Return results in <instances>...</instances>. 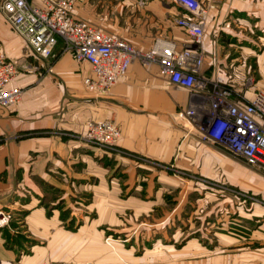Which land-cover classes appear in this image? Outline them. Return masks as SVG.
Returning <instances> with one entry per match:
<instances>
[{
  "label": "crops",
  "instance_id": "crops-1",
  "mask_svg": "<svg viewBox=\"0 0 264 264\" xmlns=\"http://www.w3.org/2000/svg\"><path fill=\"white\" fill-rule=\"evenodd\" d=\"M201 1L210 7L201 73L224 84L242 67L232 47L249 48L253 29L264 30V0ZM73 11L141 49L156 36L191 42L172 0H75ZM0 48L17 62L12 83L22 90L0 105V207L12 214L0 226V264H264V175L199 137L180 114L199 98L157 61L134 59L108 96L95 97L84 84L91 64L61 39L53 57H40L0 13ZM102 118L117 122L122 152L71 135ZM203 205L210 235L178 246L182 217Z\"/></svg>",
  "mask_w": 264,
  "mask_h": 264
},
{
  "label": "built area",
  "instance_id": "built-area-1",
  "mask_svg": "<svg viewBox=\"0 0 264 264\" xmlns=\"http://www.w3.org/2000/svg\"><path fill=\"white\" fill-rule=\"evenodd\" d=\"M40 1L41 5H35L28 0H0L4 19L38 56L53 57L61 39L77 60L91 64L92 74L85 76L84 84L95 97L108 96L134 59L143 64L157 61L161 74L188 87L199 98L197 105L180 112L195 125L199 137L264 175V88H254L249 99L234 98V89L201 73V43L209 4L201 0H172L184 10L175 17V23L191 42L178 48L173 39L156 36L150 48L140 49L121 35L77 18L73 13L75 0ZM46 69L52 71V66ZM17 71V62L0 48V105L20 100L21 87L12 83ZM120 134L112 118L89 119L82 137L93 144L110 146ZM11 220V211L0 207V226Z\"/></svg>",
  "mask_w": 264,
  "mask_h": 264
},
{
  "label": "rangeland",
  "instance_id": "rangeland-1",
  "mask_svg": "<svg viewBox=\"0 0 264 264\" xmlns=\"http://www.w3.org/2000/svg\"><path fill=\"white\" fill-rule=\"evenodd\" d=\"M255 34L257 36V40L251 42L252 45L246 43V41L243 42L244 44L251 45L249 48L246 47L243 48L234 45L233 46L234 48L232 47V49L230 50L233 56H236L235 64L242 65L240 71L235 73L233 72L229 73V78H228L229 80L223 84L224 87L230 88L232 91L234 89L232 93V96L234 98H238V97L242 98L244 96V99H247V95L250 91L253 92L254 88L264 86V30H258L255 33V29H253L254 37ZM239 43L242 44L241 42ZM230 79L233 80L230 81ZM241 91L243 94L240 93ZM82 133L83 132H77L74 134L71 133V135H73L79 141L81 142L83 141L87 144H90L91 146H97L102 149L103 148L108 149L112 152H118V151L122 152V150L117 146L116 142L110 146H100L87 141L84 137H82ZM64 134H68V133L64 132ZM174 173L184 178V176H182L183 174L181 171L175 170ZM223 188L231 192L239 193L245 196V198H247V200H249L250 202L262 200L257 195L244 193L228 185H225ZM199 195L200 194H198V200L196 202V205H199L200 203ZM167 202L168 204H172L171 199H167ZM207 208H208L207 206L203 205L198 209L197 213L192 218H187L186 216L184 218L182 217L183 222L179 224L182 232L180 236H178L179 237L178 240L179 242H177L178 246H181L186 239L190 238V236L191 237L196 236L198 237V239H201V237L203 236L205 237V235H210L209 230L205 231L203 227L204 225H207L206 220L210 217L209 210ZM185 209L186 210L189 209L188 205L186 206ZM73 220H74L73 218L69 219L70 222H73ZM189 225H191L192 228H194L195 226L200 227V229L189 228ZM121 233L123 234V231ZM122 238H124V235H122ZM104 239L108 243L112 241L109 236H106ZM203 239H201V241Z\"/></svg>",
  "mask_w": 264,
  "mask_h": 264
},
{
  "label": "water",
  "instance_id": "water-1",
  "mask_svg": "<svg viewBox=\"0 0 264 264\" xmlns=\"http://www.w3.org/2000/svg\"><path fill=\"white\" fill-rule=\"evenodd\" d=\"M9 192H10V191H9ZM9 192H8V193H9ZM3 196H4V193H0V199H2Z\"/></svg>",
  "mask_w": 264,
  "mask_h": 264
}]
</instances>
